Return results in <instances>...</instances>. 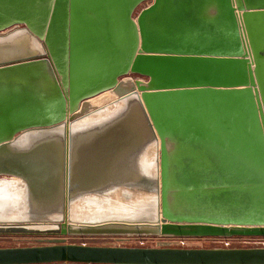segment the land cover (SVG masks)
<instances>
[{"label":"water","instance_id":"water-1","mask_svg":"<svg viewBox=\"0 0 264 264\" xmlns=\"http://www.w3.org/2000/svg\"><path fill=\"white\" fill-rule=\"evenodd\" d=\"M0 177L18 192L0 234L264 236V0H0ZM91 196L134 212L74 218ZM53 263L264 264V246L0 247Z\"/></svg>","mask_w":264,"mask_h":264},{"label":"rangeland","instance_id":"rangeland-1","mask_svg":"<svg viewBox=\"0 0 264 264\" xmlns=\"http://www.w3.org/2000/svg\"><path fill=\"white\" fill-rule=\"evenodd\" d=\"M113 98L109 92L101 94L91 103L107 106ZM152 157V156H151ZM2 177H0L1 179ZM8 178V177H7ZM259 239L244 237H170V236H61L52 234H0V247L33 246L58 243H76L86 245L144 246V247H252L262 246ZM73 264V263H53Z\"/></svg>","mask_w":264,"mask_h":264},{"label":"bare ground","instance_id":"bare-ground-1","mask_svg":"<svg viewBox=\"0 0 264 264\" xmlns=\"http://www.w3.org/2000/svg\"><path fill=\"white\" fill-rule=\"evenodd\" d=\"M144 159H147L146 157ZM144 161V160H143ZM144 164L147 165L148 163L144 161ZM147 172V171H146ZM14 181H16L15 179H9V178H1L0 179V197H4V198H11L13 196H17L18 192L16 190H13L10 186H7V183H13ZM3 188H7L9 189V191H7V194L2 193ZM129 199V198H127ZM126 198H113L111 201H108L107 198L105 199V197H95V196H91L90 199H84L83 203L80 204V206L78 207L77 210L76 207L73 209L72 213H73V217L74 218H79V217H83L86 216L89 213H95V212H100V214H105L107 209L110 206L111 207H115L114 209L116 210V212H123L125 211V213H130V212H134V206L129 207L130 206V200H127ZM137 201V200H136ZM123 206V207H122Z\"/></svg>","mask_w":264,"mask_h":264},{"label":"built area","instance_id":"built-area-1","mask_svg":"<svg viewBox=\"0 0 264 264\" xmlns=\"http://www.w3.org/2000/svg\"><path fill=\"white\" fill-rule=\"evenodd\" d=\"M239 237H243V236H239ZM244 238H253L254 240L259 239V240H257L258 243H260L262 246H264V236H246Z\"/></svg>","mask_w":264,"mask_h":264},{"label":"crops","instance_id":"crops-1","mask_svg":"<svg viewBox=\"0 0 264 264\" xmlns=\"http://www.w3.org/2000/svg\"><path fill=\"white\" fill-rule=\"evenodd\" d=\"M210 11L208 10L207 13H209Z\"/></svg>","mask_w":264,"mask_h":264}]
</instances>
